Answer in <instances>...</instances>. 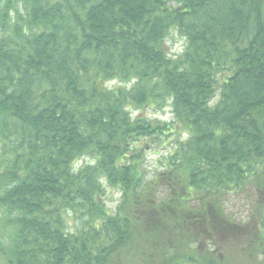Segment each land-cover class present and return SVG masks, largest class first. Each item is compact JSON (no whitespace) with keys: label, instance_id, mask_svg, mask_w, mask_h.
Instances as JSON below:
<instances>
[{"label":"trees","instance_id":"trees-1","mask_svg":"<svg viewBox=\"0 0 264 264\" xmlns=\"http://www.w3.org/2000/svg\"><path fill=\"white\" fill-rule=\"evenodd\" d=\"M0 226L3 264H264V0H0Z\"/></svg>","mask_w":264,"mask_h":264},{"label":"rangeland","instance_id":"rangeland-1","mask_svg":"<svg viewBox=\"0 0 264 264\" xmlns=\"http://www.w3.org/2000/svg\"><path fill=\"white\" fill-rule=\"evenodd\" d=\"M165 49L167 55L170 58H176L179 56L183 49V41L179 39V37L173 33L170 39L166 40L165 42ZM114 83L110 84V87ZM144 115L149 120H157L160 122H167L171 121V113L168 108L164 109L163 112H154V110L148 109L144 111ZM170 149V145H159L158 147H151L145 151V159L147 167H154L156 166L159 161L168 154ZM106 206L110 211H114L115 207L119 201V194L115 191L111 190L106 193ZM250 196V195H249ZM251 197L247 196H231L227 199L226 209L228 215L233 217L236 221L246 223L248 222V217L251 214L252 205H251ZM253 201V200H252ZM7 243V233L5 230L0 226V245H6ZM0 264H3V260L0 258Z\"/></svg>","mask_w":264,"mask_h":264}]
</instances>
